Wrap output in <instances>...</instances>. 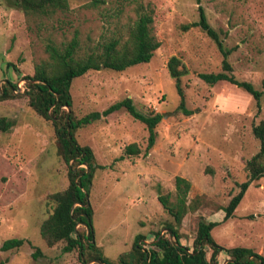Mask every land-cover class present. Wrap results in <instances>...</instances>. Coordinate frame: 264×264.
Instances as JSON below:
<instances>
[{
  "label": "rangeland",
  "instance_id": "rangeland-1",
  "mask_svg": "<svg viewBox=\"0 0 264 264\" xmlns=\"http://www.w3.org/2000/svg\"><path fill=\"white\" fill-rule=\"evenodd\" d=\"M90 2L69 0L64 11L25 13L12 0H0V90L8 80L17 85L15 97L0 100V117L15 122L0 131V244L13 237L28 240L18 249L0 251V261L82 264L77 248L63 252L65 241L48 246L40 236V224L53 206L48 196L67 187L68 166L58 152L52 121L28 104L24 76L48 60L49 43L61 47L77 34L83 55L115 36H126L139 4L151 10L152 33L160 42L151 60L124 71L89 70L70 86L77 118L127 96L140 112L168 113L156 125V140L147 154L146 125L125 109L75 131L77 142L89 146L101 166L88 196L93 208L91 243L111 261L130 253L136 234H143L150 248L156 231L167 232L165 224L174 222L158 199V186L173 201L179 175L191 182L187 202L195 209L177 225L184 245L193 247L202 217L219 222L211 236L221 246H243L264 256V177L251 183L230 217L224 211L238 184L248 179L247 160L259 150L252 127L264 117V94L258 109L252 96L236 85H210L198 77L199 72L220 71L223 54L200 27L183 29L199 19L196 0ZM199 4L228 50L234 76L264 91V0ZM172 55L181 58L186 70L181 85L186 107L195 110L191 115L178 109L179 94L166 67ZM132 142L141 148L139 154L126 153ZM36 248L41 253L34 257ZM216 259L225 264L227 255L220 252Z\"/></svg>",
  "mask_w": 264,
  "mask_h": 264
},
{
  "label": "trees",
  "instance_id": "trees-1",
  "mask_svg": "<svg viewBox=\"0 0 264 264\" xmlns=\"http://www.w3.org/2000/svg\"><path fill=\"white\" fill-rule=\"evenodd\" d=\"M20 6L25 13H46L56 10H67L69 0H12ZM104 0H91L92 5ZM199 19L185 24L183 29L190 26L200 27L223 54L221 70L217 72H199L198 77L204 82L214 85L218 81H228L231 84L249 93L255 100L258 109L264 91L255 87L247 80H239L232 73V67L227 60L228 50H224L218 33L207 21L203 7L196 0ZM136 19L129 27L126 36H115L101 44L100 48L90 50L80 55L79 39L75 34L61 47L54 43L46 45L48 60L35 67L32 75H26L24 95L28 98V104L40 116L51 120L57 139L58 152L68 166V185L65 189L49 194L53 203L51 212L40 224V236L48 246L59 241L66 243L62 247L63 252H70L77 248L80 252L82 264H88L90 260H99L101 264H217L216 256L225 252L230 260L226 264H264V256L243 246L225 248L218 244L211 236V230L219 223L206 221L200 217L193 239V247L189 248L181 242V235L177 229L184 215L195 210L192 203L187 202V195L191 188V182L177 175L174 179L175 199L169 200V194L162 195L158 186V199L164 209L173 217V223H166V228L171 232L158 230L154 234L152 246L144 245V235L139 233L134 237L132 249L129 254H123L117 261L108 260L97 249L91 239L94 236L92 228L93 208L89 202L86 206L90 187L95 171L100 165L96 164L94 153L89 146L80 145L75 137V131L79 127L91 124L94 121L104 119L110 113L125 109L135 119L146 125L148 136L144 154L153 147L156 140V125L162 118V114L143 113L136 109L131 97L127 96L107 106L102 111H91L77 118L72 110V96L70 93L71 82L89 70L101 68L124 71L130 66L147 63L151 60L154 51L160 42L152 33L151 24L153 16L151 10L139 4L135 8ZM169 76L174 79L175 87L179 94L178 109L185 115L195 112L185 105V93L181 85V77L186 70L181 58L172 55L167 64ZM17 85L11 81L3 83L0 90V100L13 98ZM69 108V115L67 112ZM62 112V114H60ZM15 124L9 117H0V131H8ZM252 133L259 141V150L247 160L246 170L248 179L239 183L238 192L231 197L224 207L225 217H230L240 203L245 191L251 183L264 177V117L252 127ZM127 154L136 155L141 152L137 143L132 142L125 147ZM83 153V156H82ZM82 156V157H80ZM84 164L85 167L80 165ZM79 222L84 223V230L77 229ZM87 232L89 233L87 235ZM28 240L24 238H8L0 244V251H8L20 248ZM85 242H87L85 244ZM92 250L93 252H90ZM41 251L36 248L33 253L37 257ZM0 264H6L1 260ZM100 264V263H92Z\"/></svg>",
  "mask_w": 264,
  "mask_h": 264
},
{
  "label": "water",
  "instance_id": "water-1",
  "mask_svg": "<svg viewBox=\"0 0 264 264\" xmlns=\"http://www.w3.org/2000/svg\"><path fill=\"white\" fill-rule=\"evenodd\" d=\"M66 108L68 109V112H67V117H68L70 111H69V108H68V107H66ZM167 115H168V113H162V116H163V117H166ZM82 156H83V153H82ZM82 156H80V157H82ZM88 205H89V200H87V203H86V206H88ZM78 224H83V225H84V223H82V222H79ZM78 224H77V225H78ZM167 231L170 232L168 229H167ZM88 234H89V233L87 232V235H88ZM170 234H171V232H170ZM90 241L93 242V241H94V238H92ZM218 254H219V253H218ZM218 254H217V255H218ZM216 257H217V256H216ZM229 260H230V259L227 258V259L225 260V264H226ZM95 261L101 264V262H100L99 260H95Z\"/></svg>",
  "mask_w": 264,
  "mask_h": 264
}]
</instances>
